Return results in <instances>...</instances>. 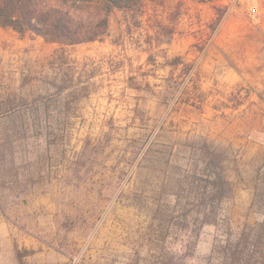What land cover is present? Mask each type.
I'll return each instance as SVG.
<instances>
[{"label": "rangeland", "instance_id": "1", "mask_svg": "<svg viewBox=\"0 0 264 264\" xmlns=\"http://www.w3.org/2000/svg\"><path fill=\"white\" fill-rule=\"evenodd\" d=\"M0 109V264H264L244 0H142L77 45L0 27ZM242 234L259 247L231 262Z\"/></svg>", "mask_w": 264, "mask_h": 264}, {"label": "trees", "instance_id": "2", "mask_svg": "<svg viewBox=\"0 0 264 264\" xmlns=\"http://www.w3.org/2000/svg\"><path fill=\"white\" fill-rule=\"evenodd\" d=\"M141 1L0 0V27L13 29L21 36L35 35L44 38L47 42L61 45L101 41L107 34L111 13L116 9H132ZM200 1L209 2L213 0ZM0 111L2 110L0 109ZM214 184L215 188H218L223 195V191L227 189L226 183H222L221 186L216 182ZM223 205L225 203L217 199V209ZM262 210L264 212V207ZM223 216L225 222L230 223L231 219L226 215ZM243 216L239 220V228H246L248 225L245 218L247 215L244 214ZM251 245L259 247L258 244H249L248 235L242 234L237 240V250L230 255L231 262H237L240 257L246 260L250 259L253 252L250 253L248 247Z\"/></svg>", "mask_w": 264, "mask_h": 264}, {"label": "built area", "instance_id": "3", "mask_svg": "<svg viewBox=\"0 0 264 264\" xmlns=\"http://www.w3.org/2000/svg\"><path fill=\"white\" fill-rule=\"evenodd\" d=\"M244 1L249 5V11L251 16L254 17L259 23L264 24V0Z\"/></svg>", "mask_w": 264, "mask_h": 264}]
</instances>
